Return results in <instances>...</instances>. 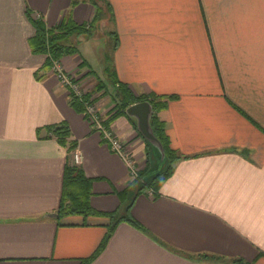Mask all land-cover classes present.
I'll return each mask as SVG.
<instances>
[{"label":"crops","instance_id":"0c3cea01","mask_svg":"<svg viewBox=\"0 0 264 264\" xmlns=\"http://www.w3.org/2000/svg\"><path fill=\"white\" fill-rule=\"evenodd\" d=\"M74 1L0 0V264H83L127 213L144 230L118 222L87 264H264V0H108L91 37L71 36L79 53L62 66L85 92L105 81L104 120L120 108L115 81L167 98L158 116L181 158L158 186L146 179L161 150L127 112L142 101L110 121L133 179L35 51L36 21L93 23L94 0ZM62 122L73 149L48 129ZM75 150L93 212L60 215Z\"/></svg>","mask_w":264,"mask_h":264},{"label":"trees","instance_id":"16d2710c","mask_svg":"<svg viewBox=\"0 0 264 264\" xmlns=\"http://www.w3.org/2000/svg\"><path fill=\"white\" fill-rule=\"evenodd\" d=\"M80 0H75L73 4L79 3ZM94 5L96 7V14L93 23L89 24H79L74 20L65 19L60 24H58L54 28H46L42 21H36V42L37 46L35 51L46 52L48 55L47 58V66L52 68L53 60L60 59L63 55L67 54H76L79 53V48L75 44L69 43L71 36L84 35L86 37H91L94 31V25L96 21L101 17L103 8L102 6H108V0H94ZM84 63V62H83ZM115 85L119 88L121 96L118 102H116V106L120 105V108L115 111V113L110 117V120H105V123L110 126L111 120L122 114L123 110H125L128 105L131 103L141 100V101H150L154 107L155 113L151 119V125L154 129L156 136L159 138L163 145L164 158L162 159V167H160L157 172L152 175L151 178L146 179V182H150L158 186L159 183L164 181L167 177L172 174L173 171V163L181 158V155L174 149L169 140V136L167 133L166 123L162 121L158 112L164 109L167 106V98L164 97H156L149 96L147 94H141L139 96H134L132 93V89L128 86V84L115 81ZM98 91V97L91 99L95 93ZM106 83L102 79H98V84L95 88V92H87L82 99L78 97H74L71 101L72 105L75 106L79 111L85 112V102L87 100L95 101L101 95L107 94ZM137 99V100H136ZM52 135H55L58 140L67 145L70 144L69 149H73L76 147V143L70 142L71 130L70 126L67 122H62L57 125L49 126ZM148 180V181H147ZM90 190H89V178H85L80 165H67L65 170L64 177V189L61 205L59 207L60 215H65L68 213H91L93 212L90 204H89ZM69 200L70 204L66 206V201ZM126 220L133 226L138 229L144 230V227L139 223L130 213H127L124 217L116 221L110 228L109 233L107 234L105 240L93 254V256L83 260V264L89 263L92 259H94L106 246L109 238L114 231L117 223L120 221ZM208 257V255H204ZM236 262L242 261L235 260Z\"/></svg>","mask_w":264,"mask_h":264},{"label":"built area","instance_id":"2783aa9c","mask_svg":"<svg viewBox=\"0 0 264 264\" xmlns=\"http://www.w3.org/2000/svg\"><path fill=\"white\" fill-rule=\"evenodd\" d=\"M51 70L57 76L59 81L68 89L71 101L74 97L82 99L87 93L83 89V86L81 85L79 80L75 76L70 75L65 71L60 59L53 60ZM93 98H95V95L91 99ZM85 114L89 118V121L91 122L92 126L103 133L104 139L110 144L111 148L120 156H122L123 159H125L130 168L131 177L133 179H139L140 172L137 168V163L135 159L127 150L125 143L117 136L115 131L112 129L111 125L108 126L105 123V120L99 113L97 102L87 100L85 102ZM73 157L74 164L81 165L82 155L78 150L74 151Z\"/></svg>","mask_w":264,"mask_h":264},{"label":"water","instance_id":"95a60500","mask_svg":"<svg viewBox=\"0 0 264 264\" xmlns=\"http://www.w3.org/2000/svg\"><path fill=\"white\" fill-rule=\"evenodd\" d=\"M128 114L138 116L139 126L146 136V138L153 144L159 146L162 158H164L163 145L159 138L156 136L154 129L151 125V116L154 112V107L150 101H142L130 106L127 110ZM52 217H58L59 213L55 212L50 214Z\"/></svg>","mask_w":264,"mask_h":264},{"label":"rangeland","instance_id":"374dc122","mask_svg":"<svg viewBox=\"0 0 264 264\" xmlns=\"http://www.w3.org/2000/svg\"><path fill=\"white\" fill-rule=\"evenodd\" d=\"M98 32V31H97ZM99 33V32H98ZM102 42H103V44H104V41H101V44H102ZM71 44H73V43H71ZM82 50H83V52H84V54L85 55H87V56H89V57H91L92 59H93V63H94V67H98L99 66V60H98V58H97V56H96V54H95V52H94V44H93V42H91L90 44H86V45H84L83 46V48H82ZM93 53V54H92ZM67 55H69V54H67ZM60 60H61V58H60ZM104 81V80H103ZM97 84H98V81H97ZM97 84H96V86H97ZM96 86H95V88H96ZM95 88L91 91V92H95ZM97 93H98V91H97ZM96 94V93H95ZM99 94V93H98ZM108 94V93H107ZM103 95H105V94H103ZM102 95V96H103ZM96 97V96H95ZM98 97V96H97ZM95 102H96V100H95ZM74 164V163H73ZM70 204V201L69 200H67L66 201V206H68Z\"/></svg>","mask_w":264,"mask_h":264}]
</instances>
